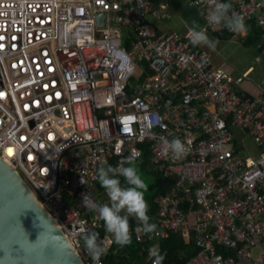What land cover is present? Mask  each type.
Listing matches in <instances>:
<instances>
[{
  "label": "built area",
  "instance_id": "2783aa9c",
  "mask_svg": "<svg viewBox=\"0 0 264 264\" xmlns=\"http://www.w3.org/2000/svg\"><path fill=\"white\" fill-rule=\"evenodd\" d=\"M220 2L264 41V0ZM187 5L207 31L225 28L207 23L206 0ZM165 10L150 0H0V158L84 264H101L80 228L98 233L107 251L111 235L100 237L82 193L109 203L98 167L147 144V163L173 182L158 194L155 233L137 239L133 218L135 241L178 233L196 249L182 264H264V100L237 91L241 78L192 46L187 28L157 32L150 19ZM234 128L254 155L239 153ZM160 137L179 138L186 153H165Z\"/></svg>",
  "mask_w": 264,
  "mask_h": 264
},
{
  "label": "clouds",
  "instance_id": "9594fccd",
  "mask_svg": "<svg viewBox=\"0 0 264 264\" xmlns=\"http://www.w3.org/2000/svg\"><path fill=\"white\" fill-rule=\"evenodd\" d=\"M206 3L209 6L206 14L208 24L223 25L233 33L247 35L248 27L245 18L232 11L231 3L220 2V0H206ZM186 38L192 46H206L212 51H215L219 44L218 38L209 37L207 29L196 21H192L191 26L187 27ZM160 139L164 145V152L170 151L176 158L182 157L187 151L185 144L179 138L171 141L164 137ZM117 154H120L119 150ZM139 155L140 153L136 152L124 157L116 166L108 164L105 160L98 167L95 178L105 190L109 203L100 204L82 193V206L96 213L98 218L104 221L106 232L111 234V239L107 243H115L120 247L132 243L133 232L130 218L140 222V225L135 228L137 239L157 231V225L151 222L148 215L149 205L145 199L148 185L136 165ZM121 176L124 178V186L119 179ZM79 236L94 261L107 253L105 243L99 240L98 233L95 231L81 227ZM44 244L46 245L47 241ZM149 256L153 258L152 264H163L166 252H162L160 246L154 244L149 248Z\"/></svg>",
  "mask_w": 264,
  "mask_h": 264
},
{
  "label": "water",
  "instance_id": "95a60500",
  "mask_svg": "<svg viewBox=\"0 0 264 264\" xmlns=\"http://www.w3.org/2000/svg\"><path fill=\"white\" fill-rule=\"evenodd\" d=\"M95 18L102 26L103 14ZM0 264H84L65 233L2 158Z\"/></svg>",
  "mask_w": 264,
  "mask_h": 264
},
{
  "label": "crops",
  "instance_id": "0c3cea01",
  "mask_svg": "<svg viewBox=\"0 0 264 264\" xmlns=\"http://www.w3.org/2000/svg\"><path fill=\"white\" fill-rule=\"evenodd\" d=\"M150 1L156 6H166L165 16L150 19L159 33L182 32L184 28L191 26L192 21L198 22L201 26L203 24L200 12L188 6L187 0ZM207 32L209 37L218 38L219 44L215 51L206 46L200 47L208 52L212 61L222 66L232 78H241L235 86L237 91L260 96L264 100V41L261 40L260 35L259 39L249 41L246 35L233 33L227 28ZM234 132L239 153L254 155L257 150L252 140L238 128H234ZM148 252L149 250L146 257Z\"/></svg>",
  "mask_w": 264,
  "mask_h": 264
},
{
  "label": "trees",
  "instance_id": "16d2710c",
  "mask_svg": "<svg viewBox=\"0 0 264 264\" xmlns=\"http://www.w3.org/2000/svg\"><path fill=\"white\" fill-rule=\"evenodd\" d=\"M246 25L248 27L246 35L247 40L253 41L259 39L261 33L260 30L254 27L253 21H246ZM146 145L147 144L142 145V154L137 158L139 163L147 162L148 149L146 148ZM115 162L116 158H111L108 164L115 166ZM152 174L154 180L147 184L151 191L145 193V199L149 205L148 215L151 218V222L154 223L158 206V194L172 185L173 178L171 176H164L154 170L152 171ZM119 179L122 186H124V178L121 176ZM96 187L99 192L104 191L98 180L96 181ZM64 199L69 204H76L73 200H69L68 197H65ZM101 224L102 226L99 229L100 237L105 235L110 236L111 234L106 232L103 220H101ZM130 225L132 232H134L135 223L133 218H130ZM154 244H158L161 251L166 252V258L163 261V264H181L196 251L190 241L184 242L178 233H169L165 238L144 243L136 242L134 234H132V243L128 246L120 247L115 243L111 244L107 253L101 259V264H150L145 257L149 248Z\"/></svg>",
  "mask_w": 264,
  "mask_h": 264
},
{
  "label": "rangeland",
  "instance_id": "374dc122",
  "mask_svg": "<svg viewBox=\"0 0 264 264\" xmlns=\"http://www.w3.org/2000/svg\"><path fill=\"white\" fill-rule=\"evenodd\" d=\"M186 3H187V1H186ZM136 165L140 171L142 178L146 182V184H148L154 180V176L152 174L153 169L146 161L142 162V163H139L138 161H136ZM150 191L151 190L149 188H147V191L145 193H149Z\"/></svg>",
  "mask_w": 264,
  "mask_h": 264
}]
</instances>
